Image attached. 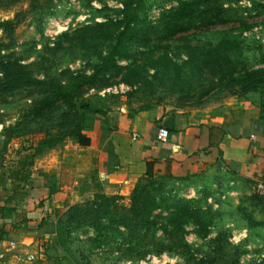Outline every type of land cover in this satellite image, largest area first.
Masks as SVG:
<instances>
[{
  "label": "rangeland",
  "instance_id": "374dc122",
  "mask_svg": "<svg viewBox=\"0 0 264 264\" xmlns=\"http://www.w3.org/2000/svg\"><path fill=\"white\" fill-rule=\"evenodd\" d=\"M178 5L179 0H143L136 10L138 23L126 36L122 50L115 53L94 85H84L88 89L81 97L101 110L134 113L155 106L169 112L211 108L240 96L241 85L230 83L203 49L236 37L242 45L228 54L237 67H264V0H224L225 21L163 38L161 17ZM121 8L117 0H0V22L12 23L10 29L0 28V42L4 45L0 59L18 60L32 76L61 83L68 81L71 72L94 73L95 65L106 63L115 40L103 38L97 46L80 47L73 45L75 40L65 33L72 35L88 23L120 19ZM66 113V108L48 98L47 93L36 92L33 83H24L11 93H0V152L10 126L16 130L7 148L16 141L36 145L45 130L56 133L59 123L75 120ZM142 183V204L156 205L150 217L158 224L144 227L140 221L130 238V248L120 249L112 237L98 236L92 227L74 222L67 248L62 249L65 264H193L190 254L198 259L206 256L214 264H231L237 246L236 264H264V226L249 229L246 219V214L264 219V208L254 192L243 190L236 194L218 187L196 192L175 188L174 193L168 183L161 184L159 180ZM136 184L127 195L115 194L122 197L117 214H97L104 223L131 215L129 207ZM94 194L75 204L94 202ZM189 200L192 205L184 214L182 204ZM65 211L60 209L57 216ZM190 213L199 227L188 217ZM185 218L189 220L183 226L184 233L178 222ZM123 231L130 235L125 228ZM182 235L190 246H180L178 252L168 251L182 241ZM216 237L220 242L214 241ZM52 246L57 248L54 242Z\"/></svg>",
  "mask_w": 264,
  "mask_h": 264
},
{
  "label": "crops",
  "instance_id": "0c3cea01",
  "mask_svg": "<svg viewBox=\"0 0 264 264\" xmlns=\"http://www.w3.org/2000/svg\"><path fill=\"white\" fill-rule=\"evenodd\" d=\"M85 134L86 146L68 139L38 154L27 180L17 161L32 143L13 140L0 153V264H31L27 253L36 264H65L63 250L52 246L60 209L97 192L127 195L149 161L157 177L194 192H254L264 180V90L196 110H110Z\"/></svg>",
  "mask_w": 264,
  "mask_h": 264
},
{
  "label": "trees",
  "instance_id": "16d2710c",
  "mask_svg": "<svg viewBox=\"0 0 264 264\" xmlns=\"http://www.w3.org/2000/svg\"><path fill=\"white\" fill-rule=\"evenodd\" d=\"M122 3L123 8L120 9V19H107L102 22L88 23L83 27H80L72 35L65 33V36L73 41L75 46H97L102 39L115 40L114 44H111V51L106 57V63L104 65H95V72L88 73H70L69 79L66 83H61L55 80H42L40 78L32 76L27 70L25 64L20 63L18 60H1L0 59V72L2 77L0 78V93H11L16 91L22 84L33 83L36 92L47 93L48 98H54L66 110L67 117L75 116V120L64 121L59 123L60 130L56 133L45 130L44 137L39 140L36 145L31 144L29 147L24 146L19 151L20 153L25 150V154L17 161V165L20 170L17 174L21 175V180H27L29 175V167L34 164L35 157L41 152L61 145L68 139H72L80 145L86 146L90 142V138L85 134V131L93 124L94 117L96 118L99 114H104L107 111L98 107H93L90 100L83 99L81 95L88 89L84 86L86 83L94 85L96 78L100 76L105 68L111 64V61L118 50H122L123 43L126 36L129 34L132 26L138 23L136 10L141 7L143 0H117ZM238 1V0H235ZM224 0H179V5L176 9L166 11L161 17L159 27L163 31V38H171L177 33L186 32L192 28L209 27L215 23L223 22L226 19L223 17L226 9L223 7ZM136 4V5H135ZM146 21V19L144 20ZM11 21L0 22V28L10 29ZM149 29V28H148ZM147 29V30H148ZM147 30H144L147 32ZM242 45V41L239 38H226L222 40L220 44L209 49H203L208 53L209 58L214 59L218 67V71L222 72L230 83H237L241 85V93L243 95L247 92L264 90V67L251 68L241 67L238 68L237 64L229 56L228 51L236 52ZM4 49V45L0 42V56L1 51ZM88 86V85H87ZM39 114H42V108L37 109ZM45 111V110H44ZM30 111L29 114H31ZM28 115V114H27ZM15 126H10L8 133L3 141L2 148L4 149L0 153L7 151V147L10 141L14 137ZM22 169L24 172H22ZM153 181L162 184L168 183L166 178L157 177L154 171V163L151 161L147 162V170L145 175L138 179L137 184L133 190L131 196V206L129 207L130 216L121 217V221H110L104 223L97 215L99 212L110 213L111 215L117 214L119 206V200L122 198L120 195H108L103 192H97L94 194V202L81 205L80 203L69 206L64 215H59L54 226V246H58L61 249H66L70 234L73 233L71 224H83L92 227L97 233L105 238L112 237V240L116 243L118 248H130V238L134 237V233L138 230V226L143 222V226L149 227L151 225H157L155 219L150 217L153 213L156 205L150 204L144 206L141 201L140 192L143 189L142 181ZM170 190L176 193L175 186L169 184ZM254 197L258 198V204H261L264 208V198L254 192ZM192 200L188 203L182 204L184 214L190 209ZM191 204V205H190ZM181 206V205H180ZM247 215L248 228L264 226V219H255L250 214ZM62 216V217H61ZM63 216H66L63 218ZM188 217L195 220L194 215L191 213ZM139 220V221H138ZM181 220L178 222L180 230L184 231L186 221ZM192 221V222H193ZM140 222V223H139ZM197 224L198 223L193 222ZM203 225L205 226L206 223ZM176 225L175 229L178 228ZM123 228L130 232V235H125L127 231H123ZM110 232V233H108ZM208 233V232H207ZM109 234V235H108ZM207 235V234H206ZM181 242L172 245L168 248V251L178 252L179 247L187 248L190 243L182 235ZM214 241H219V237H216ZM213 241V242H214ZM59 243V244H57ZM223 242L220 246H223ZM237 251L233 254V261L231 264H236L239 255V246L236 248ZM193 258V264H214L212 259L208 257H202L200 259ZM237 258V259H236Z\"/></svg>",
  "mask_w": 264,
  "mask_h": 264
},
{
  "label": "built area",
  "instance_id": "2783aa9c",
  "mask_svg": "<svg viewBox=\"0 0 264 264\" xmlns=\"http://www.w3.org/2000/svg\"><path fill=\"white\" fill-rule=\"evenodd\" d=\"M169 136V130L166 127L159 129L158 137L159 139L165 140ZM254 192L259 196L264 198V180H259L254 185ZM26 259L31 262V264H36V257L32 253L26 254ZM130 262H127V264Z\"/></svg>",
  "mask_w": 264,
  "mask_h": 264
}]
</instances>
